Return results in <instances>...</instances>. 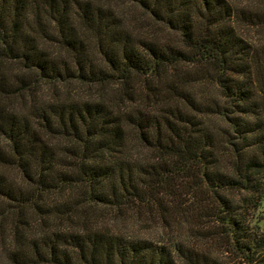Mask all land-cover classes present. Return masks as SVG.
Segmentation results:
<instances>
[{"label": "trees", "instance_id": "obj_1", "mask_svg": "<svg viewBox=\"0 0 264 264\" xmlns=\"http://www.w3.org/2000/svg\"><path fill=\"white\" fill-rule=\"evenodd\" d=\"M249 2L0 0V264H264Z\"/></svg>", "mask_w": 264, "mask_h": 264}, {"label": "rangeland", "instance_id": "obj_2", "mask_svg": "<svg viewBox=\"0 0 264 264\" xmlns=\"http://www.w3.org/2000/svg\"><path fill=\"white\" fill-rule=\"evenodd\" d=\"M229 1L232 4L236 5L237 7H242V8H246L247 6L250 5L249 0H229ZM122 9H124V11H125L124 14L128 20H131V17L135 16L132 12H134L136 15H139V12L135 11L136 9H134L130 5H128V6L123 5ZM136 19L139 20L137 17H136ZM135 29H136L135 31L136 32L138 31L139 33H141V31H142L139 26H137ZM153 30L154 29H152V31L150 33H152ZM143 31H145V30H143ZM154 32H156V34H157L156 36H157V38H160V40H164V41L167 40L170 42H173V40H174L173 37H171L167 33H164V31H161L160 29L158 30L157 28H155ZM40 90H42V88L39 89V91ZM72 92L74 95H75V93H78V95H84L85 94V88L79 87V86H74V88L72 89ZM192 92L199 95L201 98H203L204 101H210V100L216 99V94H217L215 89L213 88V86L210 85L208 82H202L198 85H195V87L192 88ZM263 200H264V198H263ZM260 213L264 219V202L261 205ZM262 223L264 224V221ZM154 226H155V224H153V223H147L145 225H142L140 228L144 227V230L142 229V231H143V233H147V235H148V232L153 233L155 231L154 228H156V227H154Z\"/></svg>", "mask_w": 264, "mask_h": 264}]
</instances>
